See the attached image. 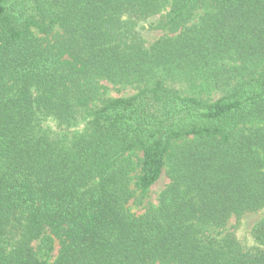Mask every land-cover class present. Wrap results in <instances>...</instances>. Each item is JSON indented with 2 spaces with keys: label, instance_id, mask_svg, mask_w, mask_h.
<instances>
[{
  "label": "trees",
  "instance_id": "trees-1",
  "mask_svg": "<svg viewBox=\"0 0 264 264\" xmlns=\"http://www.w3.org/2000/svg\"><path fill=\"white\" fill-rule=\"evenodd\" d=\"M263 208L264 0H0V264H264Z\"/></svg>",
  "mask_w": 264,
  "mask_h": 264
},
{
  "label": "rangeland",
  "instance_id": "rangeland-1",
  "mask_svg": "<svg viewBox=\"0 0 264 264\" xmlns=\"http://www.w3.org/2000/svg\"><path fill=\"white\" fill-rule=\"evenodd\" d=\"M168 9V8H167ZM166 9V10H167ZM163 10L160 13H157L155 15H151L150 17L146 18L145 20H142L138 23V30L140 32L141 38L144 41V44L146 46L151 45L155 40L159 39L160 37H164L166 35H175L178 32L171 33L167 30L162 29H156L154 28L155 24L158 22L162 14H165V11ZM201 13V12H200ZM197 22V17L192 19L189 23L186 25H190L192 23ZM100 84L103 85L101 92H102V99L105 98H114V97H127L132 94H134L137 89L133 86H119V85H113L106 81H100ZM101 101H96V106L99 105ZM91 117V116H90ZM47 125H53L52 121H47ZM85 120L81 121L78 126H76L75 130L77 132H81L84 128ZM53 127V126H52ZM140 154L138 153V157ZM137 156L134 158L136 159ZM169 182V178L166 174V167L163 169L159 179L157 182L152 185L147 195L143 198V202L141 205H134L130 202V205L132 207V210L135 212H142L143 206L146 203H152L156 204L158 200V196L160 192L166 187V185ZM264 214V208L254 211V212H248L242 215L238 220L235 219V217H231V219L228 222L227 228L234 232V234L237 236V238L242 243L241 245L245 248H253L257 244L255 243L253 237L250 234V230L252 225ZM38 241L33 242V245L36 246ZM59 244L56 241L54 244V249L52 251V256L48 259V262H51L55 255L57 254Z\"/></svg>",
  "mask_w": 264,
  "mask_h": 264
}]
</instances>
